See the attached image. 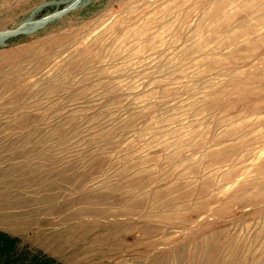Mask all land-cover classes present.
Masks as SVG:
<instances>
[{
    "label": "rangeland",
    "instance_id": "1",
    "mask_svg": "<svg viewBox=\"0 0 264 264\" xmlns=\"http://www.w3.org/2000/svg\"><path fill=\"white\" fill-rule=\"evenodd\" d=\"M67 8L0 0V33ZM0 234L55 264H264V0H84L0 44Z\"/></svg>",
    "mask_w": 264,
    "mask_h": 264
},
{
    "label": "trees",
    "instance_id": "2",
    "mask_svg": "<svg viewBox=\"0 0 264 264\" xmlns=\"http://www.w3.org/2000/svg\"><path fill=\"white\" fill-rule=\"evenodd\" d=\"M11 239L0 234V264H55L43 256L32 255L17 248V241Z\"/></svg>",
    "mask_w": 264,
    "mask_h": 264
},
{
    "label": "bare ground",
    "instance_id": "3",
    "mask_svg": "<svg viewBox=\"0 0 264 264\" xmlns=\"http://www.w3.org/2000/svg\"><path fill=\"white\" fill-rule=\"evenodd\" d=\"M83 1L84 0H68V8L66 9V12L72 10L74 7L76 8V6L79 5ZM62 13L63 12H60V13L55 14L53 16H57V15H60ZM46 20L47 19H43L41 21H35V22L31 21L29 23L23 24V26L19 27L17 30L1 32L0 33V44H3L4 42H6L11 37L18 36V35H20V33L22 34L26 30H29L32 28H34V29L40 28V27L44 26V23L46 22Z\"/></svg>",
    "mask_w": 264,
    "mask_h": 264
},
{
    "label": "water",
    "instance_id": "4",
    "mask_svg": "<svg viewBox=\"0 0 264 264\" xmlns=\"http://www.w3.org/2000/svg\"><path fill=\"white\" fill-rule=\"evenodd\" d=\"M65 11H66V10H65ZM65 11H64V12H65ZM63 14H64V13H62V14H60V15H57V16L49 17V19L46 20V22L44 23V25L47 24L48 22H50V21H52V20L58 18L59 16H61V15H63ZM20 34H21V33H20Z\"/></svg>",
    "mask_w": 264,
    "mask_h": 264
}]
</instances>
